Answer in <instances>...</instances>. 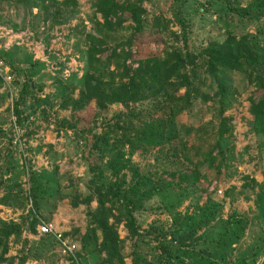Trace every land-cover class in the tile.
<instances>
[{
  "label": "rangeland",
  "instance_id": "374dc122",
  "mask_svg": "<svg viewBox=\"0 0 264 264\" xmlns=\"http://www.w3.org/2000/svg\"><path fill=\"white\" fill-rule=\"evenodd\" d=\"M232 36L256 62L209 74L206 51ZM188 54L189 95L137 77ZM262 80L264 0H0L2 264H264ZM128 112L153 138L118 163L92 155L106 117ZM103 213L123 243L112 263Z\"/></svg>",
  "mask_w": 264,
  "mask_h": 264
},
{
  "label": "trees",
  "instance_id": "16d2710c",
  "mask_svg": "<svg viewBox=\"0 0 264 264\" xmlns=\"http://www.w3.org/2000/svg\"><path fill=\"white\" fill-rule=\"evenodd\" d=\"M248 49V43L243 44L242 41H237L235 36L230 37L216 49L211 48L206 51L205 55L209 56L206 64V71L209 74H213L221 68H238L237 66H242V64L237 60V58H242L250 63L256 62V60L249 59L248 53L250 50ZM191 57L192 56L189 54L187 55V59L185 57L183 58L182 56H178V58L173 61H166L162 63L150 60L139 67L136 73L137 77H139L144 82V85L149 88L159 87L160 89H164L168 84H171L172 86H176L178 90L183 88L186 89V95H189L191 86L194 82L193 80L198 77V64H196L195 60L190 61ZM189 63L193 64L192 68L189 67ZM167 73L172 76V78H175L174 82H171L172 79L170 80L166 77ZM258 86L260 90H262L263 97L257 102L254 101L253 106L256 118L264 126V80H262ZM129 89L130 88L124 89L119 96V101H121L124 105L129 104L132 99L139 97V92L135 90V92L130 93ZM219 92L223 94V85H220ZM84 96L85 98H89L90 96L87 89ZM103 98L105 101H113L109 95L104 94ZM104 114L105 113H103V115ZM222 114L223 113H220V116ZM133 118L134 116L132 112L119 113L110 119L106 117L107 124L105 130L98 137L96 136V139L89 143L90 153L92 155H109L112 157L114 154L119 152L120 156L118 159L120 160L117 161L118 163L123 157V153L120 151L124 150L129 142L134 144L136 142H144L146 139H152L153 137L151 136L158 131V126L155 123L149 124L147 121L134 123ZM65 122L68 128H77V126L72 125L69 120H65ZM131 134L133 135L132 141L130 139ZM114 166L116 167V163ZM99 221L101 223L100 225L103 229H105L104 249L107 251L109 256V262L112 263L115 259L122 260V241L116 235L114 228L109 226L104 213L101 214ZM130 226L132 232L134 233L135 228L133 224ZM3 234H5V238H8L11 235V232L5 228L3 229ZM3 250L4 252L0 256V264L6 260L5 254L8 251L7 244L4 245Z\"/></svg>",
  "mask_w": 264,
  "mask_h": 264
},
{
  "label": "built area",
  "instance_id": "2783aa9c",
  "mask_svg": "<svg viewBox=\"0 0 264 264\" xmlns=\"http://www.w3.org/2000/svg\"><path fill=\"white\" fill-rule=\"evenodd\" d=\"M40 230L43 233H52L53 232V226L48 224H43L40 226Z\"/></svg>",
  "mask_w": 264,
  "mask_h": 264
}]
</instances>
